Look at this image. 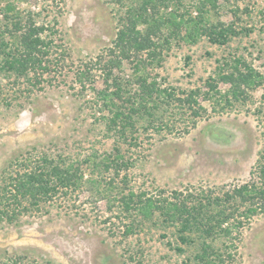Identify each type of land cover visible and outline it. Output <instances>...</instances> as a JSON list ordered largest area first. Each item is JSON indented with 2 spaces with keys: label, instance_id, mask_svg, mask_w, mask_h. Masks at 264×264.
I'll use <instances>...</instances> for the list:
<instances>
[{
  "label": "rangeland",
  "instance_id": "obj_1",
  "mask_svg": "<svg viewBox=\"0 0 264 264\" xmlns=\"http://www.w3.org/2000/svg\"><path fill=\"white\" fill-rule=\"evenodd\" d=\"M228 1L229 5L248 7L251 13L242 11L240 15H251L246 20L254 27L252 33L228 46L203 39L195 45L173 47L163 65L151 72L163 86H172L179 94L190 88L204 89L205 80L216 77L224 91L228 84L219 79L215 60L233 53L243 55L264 75V0ZM15 2L22 12L31 11L37 21L56 29L52 38L58 46L53 56H62L58 66L35 87L26 82L12 85L0 75L1 175L10 171V161L27 151L44 150L70 160L82 159L92 151H109L113 139L94 120L91 83L86 81L83 89L75 75L98 56L104 60V49L116 31L117 14H122L130 1L119 7L110 0ZM219 13L223 20L231 15L228 8ZM129 71L126 68L125 73ZM95 80L100 85L101 77ZM262 91L264 81L256 90H248L244 100L224 106L199 97L206 111L189 132L183 130L185 119L178 114L164 115L166 125L156 127V122L147 131L139 130L137 147L123 144L125 159L132 164L128 162V168L121 169L113 185L147 195L163 191L165 196L173 190L221 194L256 180L251 171L264 147L256 113ZM111 175L106 173L102 179ZM87 186L43 203L40 210L22 215L16 223L0 222V264L9 256L18 258L19 264H138L139 259L144 264H194L185 259L190 251L178 254L172 250L167 245L170 237H160L162 230L156 225L124 236L126 219L122 215L121 222L117 209H109L108 203L90 194ZM249 221L235 241L236 250L232 248V264H264V214ZM216 245L221 246V242L216 241Z\"/></svg>",
  "mask_w": 264,
  "mask_h": 264
},
{
  "label": "trees",
  "instance_id": "obj_2",
  "mask_svg": "<svg viewBox=\"0 0 264 264\" xmlns=\"http://www.w3.org/2000/svg\"><path fill=\"white\" fill-rule=\"evenodd\" d=\"M112 1L118 7L126 4V0H110V4ZM129 1L125 11L117 14L120 16L116 31L104 49V60L98 56L75 75L81 88H85L86 81L91 83V103L96 106L94 120L113 139L111 149L92 151L76 160L44 150L27 151L14 158L9 163L10 171L0 173V222L16 223L22 215L40 210L43 203L70 195L88 184L90 194L105 200L109 209L116 208L121 222L122 215L126 219L122 225L124 236L156 225L162 230L160 237H170L167 245L172 250L178 254L190 251L185 257L189 263L232 264V248L236 250L235 241L242 227L256 214H264V147L251 171L257 179L221 194L173 190L165 196L163 191L147 195L132 189L124 191L113 185V178L132 164L125 159L126 150L122 147L124 143H128L127 148L137 147L139 130L147 131L156 122V127L166 125L164 115L178 114L185 119L183 130L189 132L206 111L199 97L214 105H230L244 100L248 90H256L263 83L264 75L243 55L235 53L215 60L219 79L228 84L224 91L218 87L216 77H208L204 89L190 88L178 94L151 73L163 65L175 46L195 45L205 39L222 47L249 36L254 27L246 18L251 15L240 14L251 12L247 6L229 5L228 0H187V6L183 5L186 0ZM225 8L231 15L223 20L219 12ZM55 33L56 29L37 21L31 11L19 10L15 0H0V75L12 85H39L62 56H53L58 46L52 38ZM189 59L185 56L186 63ZM126 68L129 74L125 73ZM98 76L100 85L95 80ZM259 99L256 113L264 142V91ZM106 173L112 174L108 180L102 179ZM137 262L144 264L140 259ZM2 264H19L18 258L9 256Z\"/></svg>",
  "mask_w": 264,
  "mask_h": 264
}]
</instances>
